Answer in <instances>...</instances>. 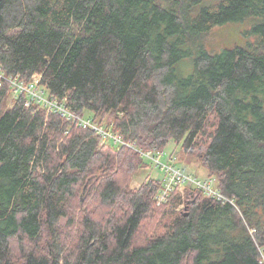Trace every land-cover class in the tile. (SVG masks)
<instances>
[{
	"label": "trees",
	"instance_id": "16d2710c",
	"mask_svg": "<svg viewBox=\"0 0 264 264\" xmlns=\"http://www.w3.org/2000/svg\"><path fill=\"white\" fill-rule=\"evenodd\" d=\"M230 24L246 41L210 51ZM1 73L0 264H264V0H0ZM36 74L144 150L182 143L236 206L131 189L136 152L15 96Z\"/></svg>",
	"mask_w": 264,
	"mask_h": 264
},
{
	"label": "built area",
	"instance_id": "2783aa9c",
	"mask_svg": "<svg viewBox=\"0 0 264 264\" xmlns=\"http://www.w3.org/2000/svg\"><path fill=\"white\" fill-rule=\"evenodd\" d=\"M6 79L3 73L0 74V88L2 81ZM14 88L15 96L25 94L28 98L26 107L30 108L33 105H38L42 109L47 110L48 114L57 113L67 121L71 122L76 127L83 130H92L96 136L101 138V144L112 143L120 148H128L136 152L143 160L152 161L158 168L165 173L164 185L158 193L156 200L158 206L168 202L171 194L175 190H185L190 187L192 190H201L205 195L213 199L230 202L236 206L232 200L224 197L213 178L207 177L205 180H199L192 175L186 173L181 168L171 163H162L161 158L163 151L155 147L152 150H144L139 145L131 140L124 139L113 123L105 122L100 119H95L92 116L79 115L71 111L66 101L60 100L52 95L41 84V75H34L31 82L20 80L18 76L8 79ZM70 132V131H69ZM68 132V133H69Z\"/></svg>",
	"mask_w": 264,
	"mask_h": 264
},
{
	"label": "rangeland",
	"instance_id": "374dc122",
	"mask_svg": "<svg viewBox=\"0 0 264 264\" xmlns=\"http://www.w3.org/2000/svg\"><path fill=\"white\" fill-rule=\"evenodd\" d=\"M249 29L250 25L248 24H230L218 27L207 36L206 45L210 51L216 52L224 48L233 47L237 45V43H244L246 41L245 32ZM10 104H12V101ZM85 114L86 116L90 115L89 113ZM99 119L111 123L109 116ZM161 162L174 164L199 180H205L208 177V172L204 167H202L198 157L190 152L183 151L182 143H176L175 141L170 142L163 150ZM145 164H147V166H143L135 174L130 184L131 189L140 188L149 175L154 179H165V173L161 170V168H158L159 166L157 167L152 161L147 159H145ZM191 190L192 189L190 187H186L185 190H178V192H180L183 200H187V196L189 195L188 191ZM83 202L84 198H81V203ZM184 205L185 204L180 205L179 208L176 209V212H180L184 208ZM80 211L81 210H73V213H70L71 218L77 222L75 228L70 231L65 230L63 232L65 235V243L68 245L67 241L69 242L68 246L72 245L74 239H76L75 236L79 228L78 222L81 218ZM66 220L67 219L63 220L62 224H65Z\"/></svg>",
	"mask_w": 264,
	"mask_h": 264
}]
</instances>
